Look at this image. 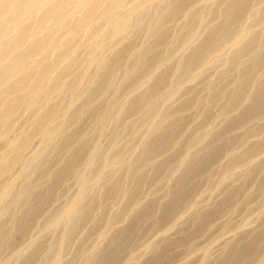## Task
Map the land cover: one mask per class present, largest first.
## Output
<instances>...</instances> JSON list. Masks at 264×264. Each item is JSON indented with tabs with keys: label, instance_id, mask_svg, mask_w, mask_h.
I'll return each instance as SVG.
<instances>
[{
	"label": "bare ground",
	"instance_id": "obj_1",
	"mask_svg": "<svg viewBox=\"0 0 264 264\" xmlns=\"http://www.w3.org/2000/svg\"><path fill=\"white\" fill-rule=\"evenodd\" d=\"M50 1L41 20L55 18L50 23L62 31L20 18L16 32L23 36L36 25L43 38L34 34L27 49L12 42L24 52L0 65V141L6 142L0 155V252L11 250L0 264H75L79 253L73 251H79L71 239L91 219L104 229L99 226L96 235L89 226L96 241L85 256L79 254L80 261L85 257L79 264H122L124 258L164 264L176 257L180 264H264V0ZM34 2H0L1 32ZM67 4L75 5L73 13L64 11ZM9 30L8 37L19 36ZM25 36L14 39L26 42ZM38 52L43 58L33 65ZM105 88L112 91L109 99ZM23 109L29 113H23L22 126L17 120L26 116ZM88 113L97 116L86 131L81 120ZM13 122L22 127L9 138ZM81 124L86 132L80 137L69 132H80ZM119 126L127 137L121 141L123 133H115L114 141L126 140V146L99 137ZM33 140L40 145L29 152ZM121 161L128 164L118 178ZM109 175L121 180L109 182ZM71 176L76 184L73 178L68 184ZM67 184L77 186L75 194L52 205L59 201L58 186L71 190ZM107 204L118 208L111 212ZM49 206L56 208L46 218ZM7 212L13 225L4 222ZM39 215L47 219L43 226ZM33 224L43 236L60 234L45 237L50 242L42 236L46 244L41 232L33 240L29 232L31 242L21 245ZM226 231L232 237L223 241ZM85 237L81 245L91 242ZM135 242H142L141 251ZM69 245L72 253L65 252Z\"/></svg>",
	"mask_w": 264,
	"mask_h": 264
},
{
	"label": "rangeland",
	"instance_id": "obj_2",
	"mask_svg": "<svg viewBox=\"0 0 264 264\" xmlns=\"http://www.w3.org/2000/svg\"><path fill=\"white\" fill-rule=\"evenodd\" d=\"M31 1H32V0H31ZM34 1H35V2H38V3H36V4H33V3H32V4H33V7H32V5H30L31 8H30V7H27V9L25 8L26 6H24V7H23V10L20 9V10H21L22 12H24V13H21V15L19 14L20 16L15 17V19L17 18L16 20L14 19L15 21H12L13 19H9V18H8V19H9V20L7 19V20L9 21L8 23L11 22L12 24H8V23L6 24V23H5V24L8 25V26L2 28V31H3V32H1V30H0V33H2V34H0V35H1V36H0V42L2 43V45L5 43L4 41H7L8 38L11 37V38H9V40L6 42V43H8V46L10 45V47H11V48L9 47L10 50H7V51H9V52H6L7 55H5L6 53L4 52V49H5V51H6V48H4V47L0 44V52H1L0 56H3V57H4V58L0 59V65L2 64L1 68H4V66L8 65V64L10 63V61L13 60V58L15 59V58L18 56V52L21 53V52H24V50H25V49H24L23 51H19L20 49H18V48L24 47L23 45H25V43H26V46H25V47H26V49H27L28 46H30V45L35 41L34 39L36 38V36H39L38 34H42V33H41L42 30L40 29V28L43 29V27H44V26L41 27L42 23H46V24H45V25H46L45 28L48 29L49 31H56V30H61V29H62V28H61V25H59L58 23H57V24L59 25V29L55 28V26H56L57 24H55V23H50L51 21L54 22L55 18H52L53 20H50L51 18H48V20H50V21H48V20L45 21V20H44L45 22H43V20H41V17H43V15H44L43 13L46 12V10H47L46 8H49V9H50V7H51V1L49 0V1H50V2H49V1L47 0V1H48L47 3H46V0H33V2H34ZM0 2L2 3V2H4V0H3V1L0 0ZM35 2H34V3H35ZM49 4H50V5H49ZM1 5H2V4H0V6H1ZM34 5H35V6H34ZM37 5H38V6H37ZM72 5H74V4H67V8H66V9H68V10L64 9V11H68V13H70V12L73 13V11H74V9H75V5H74V6H72ZM129 5H130V4H129ZM36 6H37V8H35ZM1 7H2V6H1ZM1 7H0V9H1ZM42 7H44L46 10H45V9H42ZM32 8H34V9H33L34 11H32ZM39 8H40V11H41V12L38 11ZM29 9H31V10H29ZM36 9H38L37 12H39L40 14L42 13L41 16L38 15L39 13L37 14ZM20 10H18V13L20 12ZM24 10H26V11H24ZM27 10H28L29 12H30V11H31V12H35V13H33V14L35 15L36 19H35V17H30V14H31V13H29ZM43 10H44V12H43ZM48 11H49V10H48ZM48 11H47L46 14H48V17H51V15L49 16ZM25 12H27V13H25ZM18 13L16 12L14 15H18ZM66 13H67V12H66ZM23 14H25V15H23ZM27 14H29V17H28ZM70 14H71V13H70ZM70 14H69V15H70ZM14 15H13L12 17H14ZM31 15H32V14H31ZM64 15H66V14H64ZM44 16H45V15H44ZM67 16H68V15H67ZM12 17H10V18H12ZM22 17H24V19H25L26 21H28V18H29L30 25H31L32 23H33V24H36V25H38L39 23L41 24V25H39V26H40V28H39L40 30H39V31H37L38 27H34V26H36V25H34L33 28H32V26H30L29 30H30V29L32 30V31L30 30V31H31L30 33H32V32H34V33H32V35H30V33H28V31H29V30H28V31L25 33V35L28 34V36L30 35L29 37H28L27 35L25 36V35L23 34V36H25L26 38H28V39L25 38V39H26V42H25V40H24V41H23L24 44H22L23 42L20 41V40H22L21 37H23V36L21 35L22 33H18V31L16 32V30H15V27H16V29H18L19 32H21V29H20L19 25H20V24L22 25L21 22H23V21H21V20H19V19H20V18L22 19ZM39 17H40V18H39ZM30 18H31L32 20H31ZM38 18H39V19H38ZM33 19H34V21H33ZM43 19H45V17H44ZM7 20H6L5 22H7ZM18 20H19V21H18ZM22 20H23V19H22ZM25 20H24V21H25ZM30 20H31V21H30ZM39 20H40V21H39ZM16 21H17V22H16ZM32 21H33V22H32ZM35 21L38 22V23H36ZM56 21H57V20H56ZM56 21H55V22H56ZM57 22H58V21H57ZM13 23H14V26H13ZM16 23H17L18 25H17ZM48 23L50 24L49 26L52 25V26H51L52 28H51V27L47 28V27H48ZM3 25H4V24H3ZM16 25H17V26H16ZM21 25H20V26H21ZM58 25H57L56 27H58ZM4 26H5V25H4ZM9 26H10V27H9ZM12 26H13V27H12ZM53 26H54V27H53ZM2 27H3V26H2ZM7 27H8V28H7ZM6 28L11 30V31L9 30L10 35H11V34H14V32L18 33L19 36H21V37H20V40L18 39L20 42L17 43V42H16V39H14V38H18V37H19L17 34L12 35L13 37H12V36H9V37H8V35H7L8 31H6V30H7ZM12 28H13V29H12ZM34 28H35V29L37 28V29L35 30ZM53 28H54L55 30H54ZM51 29H52V30H51ZM43 31H44V33H46V35H48L49 33H51V32H49V31H47V30H46V32H45V29H44ZM61 31H62V30H61ZM61 31H60V32H61ZM6 32H7V33H6ZM11 32H12V33H11ZM35 32H36V33H35ZM38 32H40V33H38ZM47 32H48V33H47ZM3 33H4V34H3ZM85 33H86V32H84V34H85ZM5 34H6V36H7L8 38H7L6 36H2V35H5ZM34 34H36V36H35ZM84 34H83V35H84ZM14 36H15V37H14ZM17 36H18V37H17ZM43 36H45V35L43 34ZM85 36L87 37V36H88V33H87V35H85ZM85 36H83V37L86 38ZM4 37H5V38H4ZM31 37H32V38H31ZM34 37H35V38H34ZM40 37L43 38L42 36H39L38 38H40ZM83 37H82V39H84ZM29 38L32 39V40H30ZM13 39H14V40H13ZM23 39H24V37H23ZM36 39H37V38H36ZM82 39L80 40L81 42H82ZM137 39H138V40H135V42H136V43H139V42L141 41V39H142V36H138ZM10 40H13V41H10ZM18 40H17V41H18ZM83 41H84V40H83ZM10 42H11V43H10ZM12 42H15L16 44H15V43H12ZM21 42H22V43H21ZM28 42H29V43H28ZM6 43H5V44H6ZM27 43H28V44H27ZM11 44H12V45H11ZM14 44H15V45H14ZM13 45L16 46V47H18L17 50H15L16 48H14ZM27 45H28V46H27ZM1 46H2L3 48H2ZM6 46H7V45H6ZM6 46H5V47H6ZM25 47H24V48H25ZM11 49H12V50H11ZM13 49H14V50H13ZM21 50H22V49H21ZM12 51H13V52H12ZM2 54H4V55H2ZM8 54H9L10 56H13V57H12V58L9 57V59H8V56H9ZM34 55H36L37 57L33 56V61L38 60V62H36V61H35V63L33 62V65H35L36 63H39V62L42 60V58H43V52H38V53H36V54H34ZM83 55H84V53H83ZM81 56H82V54H81ZM5 57H6V58H5ZM39 57H40L41 59H38ZM0 58H1V57H0ZM10 58H11V59H10ZM35 58H37V59H35ZM83 58H84V57H81L80 59H83ZM34 59H35V60H34ZM9 60H10V61H9ZM7 61H8V62H7ZM0 70H1V69H0ZM85 88H87V87H82V91H86L87 89L85 90ZM104 91H105V93L103 92V96H104V98H105V97H106V99L111 98L112 95H110L108 98H107V96H108L109 94H112V91H111L110 89L108 90L107 88H105ZM106 95H107V96H106ZM103 96H102V97H103ZM104 98H102V99H104ZM25 110L28 111V109H23V110H22L23 112L21 111L22 113H20V114H23L24 112H25V113H29V111L26 112ZM100 111H102L101 113H103V110H102L101 108H100ZM98 113H100V112L98 111ZM101 113H100V114H101ZM86 114H87V112H86ZM88 114H89V113H88ZM23 115H26V116H23V118L21 119V117H22V115H21V116L18 117V118H20V121H19V119L17 120V122H18L19 124H21L22 126L24 125L23 122H25L24 119L27 117V114H23ZM88 116H89V117H88ZM96 116H97V115H95L94 113H93V115H92V114H89V115H84V116H83L81 122H82V121H86V122H83L84 125H85V123H87V125H86V127H85L86 131H87V128H88V130H89V128H91V127H89V123H90V122H88V120L91 119L90 121L92 122V119L95 120V119H96ZM24 117H25V118H24ZM85 117H86V118L88 117V118L86 119ZM23 120H24V121H23ZM15 121H16V119H15ZM17 122H13V123H12V128H11V130L8 132V137H9V138H11L12 135L15 136V134H16V130L19 129L20 127H22L21 125L17 124ZM14 123H16V124L13 126ZM93 123H95V121H93ZM91 124H92V123H91ZM91 124H90V126H92ZM84 125L81 124L80 132H74V131H72V130L69 131V129H68V130L66 131V134H65V135H67V132L69 131V132H72L74 135H79V136H75V137H80L82 131H83V130L85 131V129H84ZM19 126H20V127H19ZM13 127H14V128H13ZM111 128H112V127H109L108 129H109V130H112V131L114 132V133L112 134V139H109V138H111V135H110V134L112 133V131H109V132H108V129H107L106 132H108V133L111 132L109 135H108V133H107V135L105 134L106 136H105L104 134H101V135L99 136V137H101V138H104V137L106 138V137L108 136L107 138H108L109 140H108V139H102L103 141H104V140L109 141V142H110V141H113L114 143H117V144H118V142H120V141L115 142L116 139L119 140V138H120L121 141L124 140V139H126L127 136H125V135H126L127 132H126V131L122 132L123 129H124L123 126H119V127L116 128V129H114V128L111 129ZM14 129H16V130H14ZM120 129H121V131H120ZM12 130H14V131H12ZM86 131H85V132H86ZM116 131H117V132H116ZM14 132H15V134H12V133H14ZM106 132H104V133H106ZM119 132H120V133H123V134H121V135H123V136H121V135L119 134ZM10 133H11V135H10ZM115 133H116V135L119 134L121 137L118 138V136H119V135H118L117 138H114L115 136H113V135H114ZM117 133H118V134H117ZM70 134H71V133H70ZM73 134H71L70 136H73ZM124 134H125V135H124ZM102 135H103V137H102ZM127 135H128V134H127ZM68 136H69V135H68ZM92 137L95 139V135H93ZM96 137H97V136H96ZM99 137H98V139H101V138H99ZM12 138H13V137H12ZM70 138H71V137H70ZM113 138H114V139H113ZM122 138H123V139H122ZM35 139H38V138H35ZM74 139H75V138H74ZM76 139H78V138H76ZM96 139H97V138H96ZM114 140H115V141H114ZM127 140H129V139H127ZM34 141H35V140H33L32 145H31L32 148L30 147L31 150L29 149V152H31L35 147H38V146L40 145V142H39L38 140H36L35 143H34ZM71 141H75V142H77V140H72V139H71ZM99 141H100V140H99ZM106 141H105V142H106ZM125 141H126V140H125ZM125 141H124L123 143L120 142L118 145L121 144V146H123V147L126 146L125 144H127V142H125ZM2 142H3V143H2ZM36 142H37V143H36ZM38 142H39V143H38ZM100 142H102V141H100ZM73 143H74V142H73ZM107 143H108V142H106V144H107ZM37 144H38V146H37ZM101 144H102V143H101ZM104 144H105V143H104ZM104 144H102V146H103ZM108 144H109V143H108ZM104 146H106V145H104ZM103 148H104V147H103ZM3 149H4V151H5V149H6V142H5V141H0V155L4 152V151H2ZM128 151H129V150H128ZM128 151H127V152H128ZM127 152H126V154H127ZM126 154H125V157H130V156H131L130 151H129V153L127 154V155H129V156H127ZM125 157L123 158V160L125 159ZM128 159L130 160V158H127V159H125V161H127ZM52 163L54 164V161L51 162V164H50L51 166L53 165ZM123 163H124V161H121L120 164H119L120 168H119V166H118V168H116L117 173L115 174V170H113V172H111V175L115 174V176H118V178H120V177H119L120 174H119L118 170H120V173L123 172L122 174L125 175V173H126V169H127L126 165L128 164V162H126V163H127L126 165H124ZM124 166H125V167H124ZM80 167H84V165H83V164H80ZM81 169H83V168H81ZM16 171H17V170H16ZM16 171H15V172H16ZM15 172H14V174H16ZM14 174H13V175H14ZM13 175H12V177H13V179H14L15 175H14V176H13ZM111 175H109V176H110V178H109V179H110L109 182H113L114 180H117L115 177L112 176V177L114 178V179H113V178L111 177ZM124 175H123V176H124ZM71 178H73V176H71V177L69 178L68 184H69L70 182H72V181H71V180H72ZM111 178H112V180H111ZM121 178H122V177H121ZM44 179H45L46 182H47V179H46V178H44ZM44 179H42V180H44ZM70 179H71V180H70ZM42 180H41V181H42ZM73 180H74L73 182H75V184H76L77 179H76V178H73ZM119 180H121V179H118L117 181H119ZM46 182H45V183H46ZM114 182H115V181H114ZM41 183H42V182H41ZM45 183H43V184H45ZM68 184H67V185H68ZM75 184H74V185L72 184V186H69V185H68L69 187H71V190H69V189H58L59 186H62V187H60V188H64V187L66 186V184H65V185H59V186L56 188V190H58V192H56V194H58L57 197L59 198L60 204H58L59 201H58L57 203H55V201H56L55 199L58 200V198L56 197V198H54L55 201H53L54 204H52V205H55V204H56L57 206H60V205H62L63 203H65V201H64L65 198L69 199L70 197H72V196L75 194L74 190H76V187H77ZM70 185H71V184H70ZM73 186H76V187H74L75 189H72ZM66 188H67V186H66ZM56 190H55V191H56ZM61 190H62V191H61ZM68 191H70V192H68ZM149 191H150V190L147 189V191L144 193V195H147V193H148ZM65 192H66V193H65ZM64 193H65V194H64ZM72 193H73V194H72ZM56 194H55V196H56ZM62 194H63V195H62ZM64 195H66L67 197L64 196ZM63 197H64V198H63ZM60 198H62V200H61ZM108 207L112 208V211H111V212L116 211L117 208H118V206H115V205L111 206V204H110V205L107 204V209H108ZM54 208H56V207H54ZM54 208H53V206H51V207L49 206L48 211H47V212H43V214H45L46 216L43 215V214H42V215L45 216V217L47 218V217H48L47 215H48L50 212H54V211H55ZM113 208H115L116 210H115V209L113 210ZM50 209H54V210L49 211ZM110 210H111V209H110ZM107 211H108V210H107ZM106 213H107V212H106ZM108 213H109V211H108ZM7 214L9 215V214H11V213H10V212H7V213L5 214V217L7 216ZM40 215H41V214H40ZM40 215H39V217L41 218V220H40V218L38 217L39 220H40V222H39L38 219H37V221H38L39 223H41L40 226H43L44 223H45V221H46L47 219L44 218L43 216H42V217H43V218H42ZM9 217H10V215H9L8 217H6L7 220H5V218H3V220H5L4 222L7 221V222H6L7 225H13V224H11V222L15 223V222H14L15 219H13V218L10 217V218H11V220H10ZM42 219H43V220H42ZM234 219H235V218H234ZM12 220H13V221H12ZM91 220H92V219H91ZM91 220L88 221L89 224H88V223L85 224L86 226L88 225V227H85L86 229H83V227L85 226V225H83V226H82V229L80 228L81 230H78V231L75 233V235H74V236H76V237H74L75 239H73V238L71 239V240L74 241V242H72V241L70 242V243H72L73 250L75 249V247H77L76 249L79 251V252H77L76 250H74V251H76V252L73 251V255H75L76 253L81 254L82 252H83V254H81V255L86 254V253L91 249V247H92V243H95L94 241H96V239H93V237H96V236H93V233H92V235H90L91 231H90V229H89V226H90L91 230H93V232H96V235H97L98 232H99V229H101V227H102L103 225H98V226H97L95 220H94V219L92 220V221H94V222H91ZM237 220H238V217H237L235 220H232V219H231L232 222H235V221H237ZM37 221L35 222V224H38ZM121 223H122V222H121ZM93 224H95V226H94ZM40 226H34V224H33L32 227L30 226V229H29L28 232L26 233V236H25L26 238L24 237V238L22 239L23 242H22V240H21V245H25V246L28 245V244H27V241H28V240L30 241V239H28V233H29V232H30V235H29V236L31 237L32 240H33L34 238H37L36 236L39 235L38 232H41V236H38V237L41 238V237L43 236V233H45V232H42V231H40L41 229H40V230L38 229ZM99 226H101V227H99ZM33 227H34V228H33ZM35 228H36V229H35ZM87 228H88L89 230H87ZM102 228H103V227H102ZM103 229H104V228H103ZM38 230H39V231H38ZM82 230H83V231H82ZM85 230H87V232L84 233ZM101 230H102V229H101ZM80 231H81V233H80ZM32 232H33V233H32ZM58 232H60V231L55 232L53 236H52V233H50L51 237H49V239L51 240V238H53L55 235H56V236H55L54 239H57L56 237H58L59 234H60V233H58ZM88 232H89V236H91V237H90V238H91V242H90V240H87L86 242H87V245H88V246H87L86 244L81 245V243H82V241H83V239H84L86 233H88ZM31 233H32V235H31ZM37 233H38V235H37ZM226 233H227V231H226ZM231 233H232V232H231ZM50 235H49V233L46 232V235L43 236V237L45 238V237L50 236ZM79 235H80V236L82 235L81 238H80ZM224 235H225V232H224ZM224 235H223L222 237H225V236H226V238H222L223 241H224V240L226 241V240H228L229 238L232 237V236L230 235V232L227 233V235H230V237H229V236L227 237V235H225V236H224ZM89 236H88V235L86 236L87 239H89V238H88ZM92 236H93V237H92ZM86 237H85V238H86ZM47 238H48V237H47ZM47 238H45V239L48 240ZM25 239H26V240H25ZM27 239H28V240H27ZM41 239H43V238H41ZM92 240H94V241H92ZM42 241H45V240L43 239ZM48 241H49V240H48ZM48 241H45V243L48 242ZM88 241L90 242L91 245L88 244ZM200 241H201V240H200ZM223 241H222V243H223ZM30 242H31V241H30ZM30 242H29V243H30ZM49 242H50V241H49ZM49 242H48V243H49ZM205 242H206V241H204L203 243H205ZM220 242H221V241H220ZM220 242L218 243V245H219V244H222V243H220ZM24 243H25V244H24ZM48 243H46V244H48ZM43 244H44V243H43ZM134 244H135V246H134ZM134 244H133L134 249H135V248H138V249H139V247H137V246L140 245V248H141L140 251L142 250V248H143V244H142V242H141L140 244L137 243V244H138L137 246H136V242H135ZM73 245H76V246H73ZM218 245H216L217 247L214 248V249L216 250L217 254H219V252H220L219 250L222 249V247H220L221 245H219V246H218ZM222 245H223V244H222ZM70 246H71V245L68 246V248H67V250H66L65 252H70V253H72V251L70 250V248L72 249V247H70ZM89 246H90V248H89ZM214 246H215V245H214ZM42 247H43V250L46 251L45 249H46L47 245H46V246H42ZM87 247H88V248H87ZM44 248H45V249H44ZM132 248H133V247H132ZM214 249H213V250H214ZM3 250H4V249H3ZM3 250H2V251H3ZM8 250H10V249H7V248H6V250L3 251V252H4L3 254H1L2 251L0 252V255H3V257L0 256V257H2V258H0L1 260H4V259L10 257V255H11V250H10L9 252H6V251H8ZM215 250H214V251H215ZM80 251H81V252H80ZM134 251H135L136 253H138V254L141 253L140 251H136V250H134ZM214 251H213V252H214ZM41 252H43V251H41ZM84 252H86V253H84ZM216 252H214V253H216ZM45 253H46V255H47V254H48V251L43 252V256H45V255H44ZM70 253H69V254H70ZM7 254H8V255H7ZM79 254H77V255L80 257ZM6 255H7L8 257H7ZM41 255H42V253H41ZM65 255H67L66 257H68V254H67V253L64 254V257H65ZM70 255H72V254H70ZM70 255H69V258H73V257H74V256H73V257H70ZM5 256H6V257H5ZM84 256H85V255H84ZM84 256H83V257H84ZM79 257L75 256V257L73 258V259L76 261L75 264H79L80 262L82 263V261H83L84 258H85V257H84L83 260L80 261V260L82 259V257H80L81 259H80ZM178 257H180V256H178ZM69 258H64V259H65V260H72V259H69ZM125 259H126V258H124V260H122V261L119 262V263H122V264H123V263L125 262ZM6 260H7V259H6ZM126 260H127V259H126ZM175 260L178 261L179 263L176 262ZM130 262H131V261H130ZM83 263L86 264L85 262H83ZM125 263H126V264H132V263H134V262L132 261V263H129V262H125ZM176 263H177V264H180V263H181L180 258H177V257H176V259H175V258H174V259H171V261L168 260V262H166V263H164V264H176ZM10 264H12V263H10ZM162 264H163V263H162Z\"/></svg>",
	"mask_w": 264,
	"mask_h": 264
}]
</instances>
